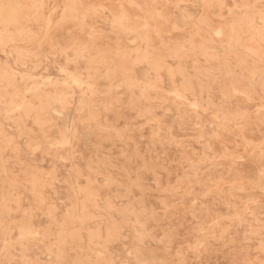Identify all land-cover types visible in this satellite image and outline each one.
Here are the masks:
<instances>
[{"label":"rangeland","instance_id":"374dc122","mask_svg":"<svg viewBox=\"0 0 264 264\" xmlns=\"http://www.w3.org/2000/svg\"><path fill=\"white\" fill-rule=\"evenodd\" d=\"M0 264H264V0H0Z\"/></svg>","mask_w":264,"mask_h":264},{"label":"bare ground","instance_id":"6f19581e","mask_svg":"<svg viewBox=\"0 0 264 264\" xmlns=\"http://www.w3.org/2000/svg\"><path fill=\"white\" fill-rule=\"evenodd\" d=\"M49 23H50V21H48ZM48 24V23H47ZM46 26V25H45ZM48 28V26L46 27V29ZM5 30V29H4ZM6 31V30H5ZM10 39H12V38H10ZM26 43H28V42H26ZM30 44H32V43H30ZM2 49V48H1ZM4 50V49H3ZM7 56V55H6ZM62 70V69H61ZM75 82V81H74ZM76 83V82H75ZM74 83V84H75ZM77 85V84H76ZM81 85V84H80ZM148 85V84H147ZM151 86V85H150ZM144 88V87H143ZM149 88V87H148ZM183 89V88H182ZM177 94V93H176ZM178 95V94H177ZM176 95V96H177ZM182 95V94H181ZM180 96V95H179ZM196 106V105H195ZM58 115V114H57ZM25 140V139H24ZM63 145H65V144H63ZM38 149V148H37ZM90 251V250H89ZM127 263V262H126Z\"/></svg>","mask_w":264,"mask_h":264}]
</instances>
